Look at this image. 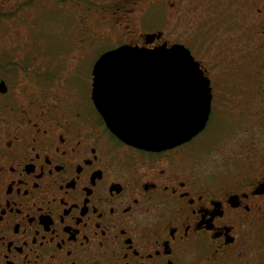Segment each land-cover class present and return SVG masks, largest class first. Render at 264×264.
<instances>
[{
  "label": "flooded vegetation",
  "instance_id": "af4514ba",
  "mask_svg": "<svg viewBox=\"0 0 264 264\" xmlns=\"http://www.w3.org/2000/svg\"><path fill=\"white\" fill-rule=\"evenodd\" d=\"M152 3L188 20L187 31L141 28L135 41L101 52L187 46L211 81L206 127L165 150L129 145L93 102V68L80 87L43 51H27L33 65L15 74L28 78V107L1 98L7 82L0 92V264H264V164L243 178L216 177L192 147L213 120L242 114L232 111L244 102V73L264 72V0ZM147 34L160 37L147 43Z\"/></svg>",
  "mask_w": 264,
  "mask_h": 264
},
{
  "label": "rangeland",
  "instance_id": "374dc122",
  "mask_svg": "<svg viewBox=\"0 0 264 264\" xmlns=\"http://www.w3.org/2000/svg\"><path fill=\"white\" fill-rule=\"evenodd\" d=\"M152 1L157 0H22L27 5L20 9L0 2V79L10 86L9 93L1 98L16 99L28 107L29 97L23 94L30 90L28 78L15 74L10 62H22L18 56L26 54V59L29 50L43 51V58L63 67L65 78L70 76L68 70L73 72L74 78L69 77L68 82L85 87L101 51L115 46L116 41H135L141 28L151 32L161 26L177 34L187 31L188 20L173 21L174 9L163 15ZM171 35L166 34L165 39L175 38ZM244 74V102L232 111L242 114L227 113L225 121L213 120L208 131L200 135L198 146L192 145L198 154L197 163L216 177L243 178L247 170L261 169L264 164V72ZM221 77L216 81H222ZM41 91L33 89L35 93ZM235 120L238 124H231Z\"/></svg>",
  "mask_w": 264,
  "mask_h": 264
},
{
  "label": "water",
  "instance_id": "95a60500",
  "mask_svg": "<svg viewBox=\"0 0 264 264\" xmlns=\"http://www.w3.org/2000/svg\"><path fill=\"white\" fill-rule=\"evenodd\" d=\"M147 34V43L159 38ZM92 99L108 128L129 145L165 150L190 141L211 112V81L184 44H123L100 55ZM8 89L0 81V92Z\"/></svg>",
  "mask_w": 264,
  "mask_h": 264
},
{
  "label": "trees",
  "instance_id": "16d2710c",
  "mask_svg": "<svg viewBox=\"0 0 264 264\" xmlns=\"http://www.w3.org/2000/svg\"><path fill=\"white\" fill-rule=\"evenodd\" d=\"M26 5H27V3H26ZM1 58L4 59V57H1ZM28 59H29V57L27 56L24 63L20 62V63H16L15 64V61H13V62H10V64H14L13 66H15V67L16 66H22V65H25L28 62ZM25 66H28V65H25ZM17 71L18 70H16V72ZM13 72L15 73V68H14ZM42 76L46 77V78H48V77H50V78L52 77L53 78V77H55V74L54 73H43L42 72Z\"/></svg>",
  "mask_w": 264,
  "mask_h": 264
}]
</instances>
